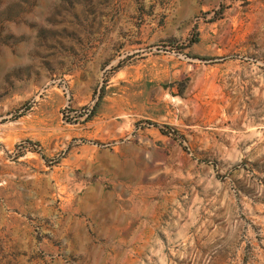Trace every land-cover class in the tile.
<instances>
[{"label": "rangeland", "instance_id": "obj_1", "mask_svg": "<svg viewBox=\"0 0 264 264\" xmlns=\"http://www.w3.org/2000/svg\"><path fill=\"white\" fill-rule=\"evenodd\" d=\"M0 264H264V0H0Z\"/></svg>", "mask_w": 264, "mask_h": 264}]
</instances>
